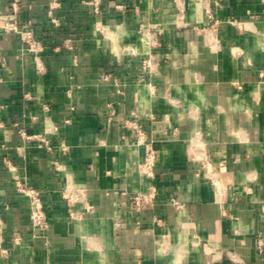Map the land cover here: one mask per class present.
I'll return each instance as SVG.
<instances>
[{"label": "crops", "instance_id": "1", "mask_svg": "<svg viewBox=\"0 0 264 264\" xmlns=\"http://www.w3.org/2000/svg\"><path fill=\"white\" fill-rule=\"evenodd\" d=\"M60 1L55 27L50 0H0V21L32 24L45 67L0 27V264H264V0H102L98 16ZM151 26L156 48L140 39ZM65 36L75 50L56 49ZM132 118L158 150L153 178ZM16 177L42 192L47 230Z\"/></svg>", "mask_w": 264, "mask_h": 264}, {"label": "built area", "instance_id": "2", "mask_svg": "<svg viewBox=\"0 0 264 264\" xmlns=\"http://www.w3.org/2000/svg\"><path fill=\"white\" fill-rule=\"evenodd\" d=\"M101 1L102 0H85L84 3L90 7L94 15L98 16L101 14ZM18 3L19 0H12V7L15 11L18 9ZM60 7H61L60 0H50L48 5V16L51 20V23L55 27L61 26V20L56 15V11ZM208 17L211 25H215L217 21L215 20L213 14L210 11H208ZM232 23L237 24L235 21H233ZM100 24H101L100 21L96 22L97 26H100ZM0 27L7 31L16 33L20 38V40L22 41V43L25 45V48L28 51L33 52L35 55L37 54V56H35V60L37 63L36 64L37 70L40 72H44L45 67L42 61L40 60V58L38 57V53L42 50V45L35 33L32 24L31 23L19 24L15 20H2L0 21ZM140 32L141 34H143L142 37L140 36V39L143 40L144 36H146L148 38L151 47L156 48L160 45L158 38L155 36L157 33L156 27L151 26L148 29H144L143 27H141ZM62 48L71 51L75 50L76 45L74 43V39L71 36H65L62 39L61 43L58 46H56L57 50H60ZM156 64H157V60L155 59L154 55L150 53L142 60V70L144 72L152 74L155 71L154 67ZM101 79L104 82H112L116 86V91L118 93H123V89L121 88V83L118 77L114 73L105 72L101 75ZM150 86L154 87L152 84ZM112 115H114V112H112ZM124 125L132 130L134 136L137 138L138 143L144 146V156H143V162L141 164L142 172L147 177L153 178L154 168L157 162L159 161L158 150L154 147V144L150 140L148 133L137 121V119L135 118L127 119L125 120ZM20 134L27 141H36L40 147L45 148L48 152H51L53 150L52 143L44 134H40V133L29 134L24 130H20ZM6 162L9 163V161ZM56 164L55 167L58 168V165ZM202 164L213 186L215 187V189L218 188L219 180L218 177L216 176L217 173L215 169L212 167L211 164H208L205 161ZM14 183L17 193L27 199L29 206V216L33 226L41 231L47 230L49 228V219L47 217V213L44 208L42 192L38 188L30 185L29 183L25 182L19 177L15 178ZM156 194H157V189L153 186H151L147 191H140V190L137 191L133 197L135 209L141 210L142 208H145V205L147 203H150L152 200L155 199ZM63 198H65L67 201H72L75 199V196L73 195V192L69 191L63 193ZM171 201L176 206H179V202L175 198H171ZM16 240L19 241L20 238L16 236ZM263 246H264V242L262 239H260L259 247L261 251L263 250Z\"/></svg>", "mask_w": 264, "mask_h": 264}]
</instances>
